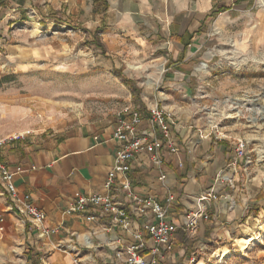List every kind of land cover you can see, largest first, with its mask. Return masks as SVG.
Wrapping results in <instances>:
<instances>
[{
	"label": "crops",
	"instance_id": "obj_1",
	"mask_svg": "<svg viewBox=\"0 0 264 264\" xmlns=\"http://www.w3.org/2000/svg\"><path fill=\"white\" fill-rule=\"evenodd\" d=\"M28 13H34L46 24L62 27L63 35H53L45 47L47 52L87 37L103 42L101 51L107 53L114 42L130 40L141 45L140 49L153 47L158 51L156 57L168 64L170 73H177L188 86L197 76V59L210 50L211 36L221 27L230 31L232 41H238L242 51L264 49V0H0L1 47L8 48L10 26ZM140 98L141 103H135L147 110L150 106L142 88ZM116 119L117 115L107 122L60 120L0 141V155L5 163L12 169L21 167L14 176L19 192L28 194L27 199L46 212L45 225L60 227L57 232L38 237L37 230L22 222L11 209L0 185V232L8 243H13L23 231L24 241L34 255L50 251L51 264H74L75 249H62L58 244L78 245L82 237L90 235V243L80 246V264H103L114 252L108 243L110 238L121 235L120 245L133 240V235L124 229L104 230L103 219L87 221L68 212L80 195L105 190L107 173L121 145L113 136ZM174 122L178 149L172 151L165 144L160 162H154L148 152H140L128 176L140 193L152 195L168 207L169 218L179 232L175 253L182 233L189 231L183 225L187 209H196L200 204L209 214L208 219L198 220L199 235L226 234L229 222L249 213L250 202L264 181L259 162L253 165L258 173L246 178L245 155L239 156L236 141L204 132L178 116H174ZM162 174L166 177L161 178ZM228 174L233 181L226 178ZM210 190L228 193L229 197L201 201V193ZM139 227L140 220L134 221L132 229ZM73 231L78 232V237ZM96 253L100 258L94 256ZM36 264H42V260Z\"/></svg>",
	"mask_w": 264,
	"mask_h": 264
},
{
	"label": "rangeland",
	"instance_id": "obj_2",
	"mask_svg": "<svg viewBox=\"0 0 264 264\" xmlns=\"http://www.w3.org/2000/svg\"><path fill=\"white\" fill-rule=\"evenodd\" d=\"M61 29L34 13L10 26L9 49L0 46V141L60 120L107 122L127 106L141 109L131 93L138 85L150 107L157 102L186 124L244 141L249 176L258 173L253 165L259 162L264 181V49L242 51L221 27L211 36L210 50L197 59V76L188 86L153 47L140 49L130 40L114 42L107 53L103 42L87 37L47 52ZM254 203L248 214L227 224L226 234L199 235L197 227L183 232L178 247L183 248L174 253L175 233L174 249L161 264H264V198L259 209ZM24 238L21 231L8 243L0 232V264H29L34 253ZM49 253L43 264H51Z\"/></svg>",
	"mask_w": 264,
	"mask_h": 264
},
{
	"label": "built area",
	"instance_id": "obj_3",
	"mask_svg": "<svg viewBox=\"0 0 264 264\" xmlns=\"http://www.w3.org/2000/svg\"><path fill=\"white\" fill-rule=\"evenodd\" d=\"M174 123L173 112L159 105L149 107L147 110L129 106L120 110L117 113L113 136L121 142V145L115 155L114 165L107 173L105 190L80 195L69 207L68 212L87 221L105 220L103 229L106 231L121 228L133 235V240L127 245L119 244L123 243L121 235L116 236L115 239L110 238L108 243L113 246L114 252L109 255V260H104L103 264H161L173 251L177 226L169 218L168 207L154 196L144 195L135 189L128 171L133 167L137 154L142 151L148 152L154 162H160V151L165 144L172 151L178 149L173 130ZM244 148V141L237 143L239 156L245 155L246 178L250 179L247 167L251 159ZM20 169V166L16 169L10 168L0 156V185L9 199L11 209L19 215L22 222L30 223L37 230V236L40 238L59 231L58 225H45L46 212L29 201L28 194L19 192L14 176ZM165 177L166 174L161 175V178ZM226 178L233 181L230 175ZM222 196L221 193L210 190L202 192L199 198L202 201ZM200 217L208 219L209 214L199 204L196 209H190L186 213L183 225L194 231ZM136 220H140V227L133 230V223ZM0 229H3L2 225ZM93 232L97 230L93 229ZM73 233L78 237V232L73 231ZM90 241V235H86L78 245L61 242L58 247L75 249L77 253L75 262L80 264L81 260L78 258L80 246L88 245ZM94 256L98 258L99 254L96 253ZM41 260L45 262V254L42 255Z\"/></svg>",
	"mask_w": 264,
	"mask_h": 264
},
{
	"label": "trees",
	"instance_id": "obj_4",
	"mask_svg": "<svg viewBox=\"0 0 264 264\" xmlns=\"http://www.w3.org/2000/svg\"><path fill=\"white\" fill-rule=\"evenodd\" d=\"M119 76H124L123 74L121 73H118ZM131 92L133 94V97H134V100L137 102V103H141V98H140V92H141V87L138 86V85H134L131 89ZM141 106V105H140ZM145 108V107H144ZM264 198V190H260L256 196L254 197V206L256 209H259V201ZM41 255H42V252H37L35 255H30L31 256V263L30 264H36L38 262V260H41ZM43 264V263H42Z\"/></svg>",
	"mask_w": 264,
	"mask_h": 264
}]
</instances>
